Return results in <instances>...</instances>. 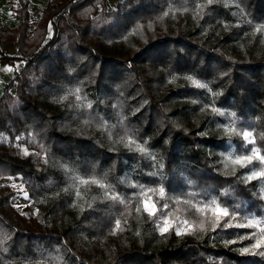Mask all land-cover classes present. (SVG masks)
I'll return each instance as SVG.
<instances>
[{"label": "trees", "instance_id": "trees-1", "mask_svg": "<svg viewBox=\"0 0 264 264\" xmlns=\"http://www.w3.org/2000/svg\"><path fill=\"white\" fill-rule=\"evenodd\" d=\"M106 2L46 1L31 21L12 0L17 24L0 27V60L22 62L0 94V178L28 199L19 212L0 184V264H264L243 251L264 220V178H245L264 165L225 166L264 155V0ZM213 198L235 219L213 227L196 210Z\"/></svg>", "mask_w": 264, "mask_h": 264}, {"label": "snow or ice", "instance_id": "snow-or-ice-1", "mask_svg": "<svg viewBox=\"0 0 264 264\" xmlns=\"http://www.w3.org/2000/svg\"><path fill=\"white\" fill-rule=\"evenodd\" d=\"M261 30L264 31V28H261ZM189 79H191V78L189 77ZM192 83L196 84L197 81L193 80ZM74 92L76 94L77 101H82L83 98L79 95V89L74 90ZM62 99H66V97H64ZM81 106H84V105L81 103ZM87 106L91 107V104H88ZM213 111H216V109H213ZM226 131H228L230 133H234L236 135L242 134L243 139L248 144H254L255 143V141L252 139L253 133H251V132L245 131V132L241 133L240 131H238L236 129H231V128L226 129ZM134 143H135V141L129 140L127 146H130ZM136 148L138 151H140L142 153L145 151V149L140 145H137ZM254 161H259L261 163V165H264V155H261L260 150L256 147H253L251 150V153L248 155L236 156L234 159L232 158L231 155L226 157V165L225 166L227 167V166H229V164H231V165H237L240 168H248L250 165H253ZM233 172H235V169H233ZM257 178H264V167H262L259 171L252 169V174L247 176L245 179L246 180H252V179H257ZM73 179L75 180L77 178L73 177ZM80 182L81 183L98 184L99 187H101L102 189L105 190L106 195L108 192L112 191L110 185H105V184H103V183H101L95 179H93L91 181L81 180ZM141 191L143 192V189H141ZM148 191H158L161 196L164 195L163 189H157V190L149 189ZM77 195H79V192H77ZM190 195L194 196L195 194H190ZM110 198L113 200H119V197L115 196V195L111 196ZM177 202L180 203L181 201L178 200ZM142 203H143V211L147 212L150 217L157 216L159 210H157L155 208L154 204H150L148 202V200H144ZM183 203L190 204L193 207H196L195 204H192L191 200L183 201ZM196 204L203 205L202 208H196L197 211L205 212V211L211 210L213 212V215L216 218V223L213 225V227L221 226V222L224 220L225 217H230L232 219H235V217L231 216V213L229 212V210L225 207H222L215 198L209 200L206 204L204 201H197ZM166 207H167V205H165V208ZM140 210L141 209H139V208L137 209V211H140ZM174 223H175V230H176L177 235L182 234L179 230V227L181 224L188 225L187 221H180L179 218H177V221ZM116 224H117V227H119V221H117ZM163 224H164V227L161 228V232L168 231L170 228L173 227V224H170L166 218L163 220ZM224 225L230 226V225H227V221H224ZM258 225H264V220L258 221V220H255V218L249 219L248 226L257 227ZM195 227L202 228V225H197ZM257 235H259V237H260L259 239H256ZM251 239H255L256 242L252 245L251 248L243 249V251L253 252V254H257V255H264V227L259 228L257 233H253V236L251 237Z\"/></svg>", "mask_w": 264, "mask_h": 264}, {"label": "crops", "instance_id": "crops-1", "mask_svg": "<svg viewBox=\"0 0 264 264\" xmlns=\"http://www.w3.org/2000/svg\"><path fill=\"white\" fill-rule=\"evenodd\" d=\"M10 1L11 0H0V27L1 28H5V27L13 28L17 24L16 20L13 17V12L9 8L8 2ZM28 4H27V9L29 12L30 20L33 21L37 19L40 9L38 13L36 14V16H34L33 14H30ZM48 33L49 32L46 33L45 38L48 37L47 35ZM12 40H13V37L11 36L5 37L3 41L0 42V50L4 52L12 53L13 51ZM21 66H22V62L19 60H14L12 63H8L4 60H0V94L2 93L3 88L6 84H10L9 91L11 92L13 91V87H14L13 77L15 73L21 68ZM17 178L19 179V175L17 174H14L11 176H2L0 178V184H3V183L9 184L10 183L9 181L17 182Z\"/></svg>", "mask_w": 264, "mask_h": 264}, {"label": "rangeland", "instance_id": "rangeland-1", "mask_svg": "<svg viewBox=\"0 0 264 264\" xmlns=\"http://www.w3.org/2000/svg\"><path fill=\"white\" fill-rule=\"evenodd\" d=\"M11 1L8 2L9 5L11 4ZM46 1L54 2L56 0H29V1H27V4L29 2L28 7H29V10H30V14H33L34 16H36V14L38 13L39 9H41L43 7V4ZM120 1L121 0H107L106 8L108 10H113L116 7L117 3H119ZM47 32H49L47 34L49 36L50 30H48ZM251 133H253L252 139L255 141L256 135H255L254 132H251ZM9 182H10L9 184L11 185L12 189L14 190V193H13V195L11 197V200H10L11 204L19 212L26 213L25 206L28 203V199L26 197V193L23 191L22 184H21L20 180L17 178V182L16 181L15 182L9 181ZM145 200H148V202L150 204H153L151 200H149V199H145ZM251 218H255V217H250L249 219H251ZM255 220H258V219L255 218ZM180 221H183V220L180 219ZM163 227H164V224H163V221H162L160 223V225H159L160 231H161V228H163ZM258 227H264V225H258ZM189 228H190V226L181 224L180 227H179V230L181 232V231H186Z\"/></svg>", "mask_w": 264, "mask_h": 264}]
</instances>
